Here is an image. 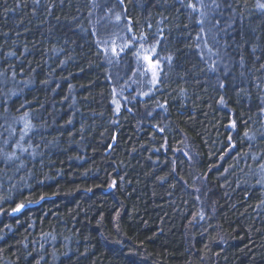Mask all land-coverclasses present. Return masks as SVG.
I'll use <instances>...</instances> for the list:
<instances>
[{
  "label": "trees",
  "instance_id": "1",
  "mask_svg": "<svg viewBox=\"0 0 264 264\" xmlns=\"http://www.w3.org/2000/svg\"><path fill=\"white\" fill-rule=\"evenodd\" d=\"M189 3L0 0V264H264V0Z\"/></svg>",
  "mask_w": 264,
  "mask_h": 264
},
{
  "label": "snow or ice",
  "instance_id": "2",
  "mask_svg": "<svg viewBox=\"0 0 264 264\" xmlns=\"http://www.w3.org/2000/svg\"><path fill=\"white\" fill-rule=\"evenodd\" d=\"M120 3L122 4L123 0H120ZM199 5H200L199 9L197 8V6L195 4H192V3H189L187 5V7L191 8L193 12L199 11L200 19L197 20V23L201 25L200 33H203L204 36L207 37L208 33L211 32V29H209L206 32L205 28L203 27V25L206 22H208V23L212 24L213 28H216L218 25L221 24V21L219 19H216L215 21H211V20L208 19L209 13L207 11H204V9H206L208 7H211V5H206L204 3V0H199ZM212 5H214L215 7H219V4L216 3V0H212ZM258 7L261 8V9H264V3L258 4ZM116 19H117V21H119L120 16L117 15ZM233 23H234V20H226V21H224V25L225 26L218 28L216 32L212 33V40L215 41L216 44H219L220 41H219L218 37H219L220 33L226 32V30L228 28H231ZM197 39H201L199 34L197 36ZM253 39H254L253 37H246L245 34L243 32H241L240 33V40H239V42H237L238 46L242 47L244 44H248ZM204 46L208 49L209 53H211L213 56L216 57V59L213 60L212 64L210 65L209 71L216 72L217 68L219 67V65L221 63L223 64V68H224L223 77H217V79H218V87L220 89H226L228 87V81H227L226 77L228 76L229 71H230V69L228 67V64L226 62H224V57L221 56L219 49H217L215 52H213L212 48L208 47V40L207 39H204ZM225 46H226V44H225ZM258 47H259V45L253 43L252 46H251L252 53H255L257 51ZM201 58H203V55L201 56ZM145 59L148 60L150 66H151L150 70L152 71L153 82L154 83H158L159 80H158V71H157V69L159 68V60L153 62L150 57H145ZM167 59H168L169 62H171L172 57L169 56ZM229 59H231V58L229 57ZM257 59H258V57H257ZM239 64H240L241 68L244 67V56L243 55L240 56ZM262 67H264V65H262ZM243 75H244V73L241 72L240 76H243ZM233 80H235V77H233ZM233 87L235 88V90H237L238 94L240 92H244V88L240 87L239 85L233 84ZM219 103L221 105L225 104V99H224L223 96L220 97ZM261 112H264V108H261ZM231 126L233 128L235 127V121L232 122ZM245 136H248L247 132L245 133ZM251 138L252 137H249V139H251ZM229 139H231V138H229ZM262 167H264V165H262ZM22 207H23V205H18V207H17V209H15V211H18Z\"/></svg>",
  "mask_w": 264,
  "mask_h": 264
},
{
  "label": "rangeland",
  "instance_id": "3",
  "mask_svg": "<svg viewBox=\"0 0 264 264\" xmlns=\"http://www.w3.org/2000/svg\"><path fill=\"white\" fill-rule=\"evenodd\" d=\"M129 44H131V43L130 42L125 43L124 47H127ZM117 47H119V44L112 43L111 48L116 50ZM137 52H138L139 57H140L139 61H138L139 67H140V69L145 71V73L147 74L145 77L148 78L149 81H148V79L146 80L142 77L135 79L137 81L133 83V88L137 92L140 93L139 94L140 97H146L148 95V93H150L154 89V86L157 83L153 82L152 71L150 70L151 66H150L148 60L145 59V57H150L153 62L159 60L158 56H157V54H158L157 46L139 43V45L137 47ZM128 71H130V70H128ZM157 71H158V80H159L160 74L162 71V62L160 60H159V68L157 69ZM122 87H121L122 89L119 88V89H116V91H115L116 100L119 101L118 104H120V100L123 97H125V93H124L125 87L124 86H122ZM22 208H20L18 211H20ZM18 211H14V212H18Z\"/></svg>",
  "mask_w": 264,
  "mask_h": 264
}]
</instances>
